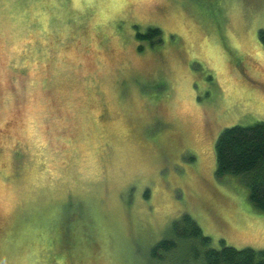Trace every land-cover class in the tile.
I'll use <instances>...</instances> for the list:
<instances>
[{
  "label": "rangeland",
  "instance_id": "rangeland-1",
  "mask_svg": "<svg viewBox=\"0 0 264 264\" xmlns=\"http://www.w3.org/2000/svg\"><path fill=\"white\" fill-rule=\"evenodd\" d=\"M261 29L264 0H0V264H185L151 253L185 213L264 248L215 150L264 121Z\"/></svg>",
  "mask_w": 264,
  "mask_h": 264
},
{
  "label": "trees",
  "instance_id": "trees-1",
  "mask_svg": "<svg viewBox=\"0 0 264 264\" xmlns=\"http://www.w3.org/2000/svg\"><path fill=\"white\" fill-rule=\"evenodd\" d=\"M160 34L161 29L154 27L146 34L138 33V37ZM259 38L264 45V29L259 30ZM215 150L217 176L234 174L242 177L249 189L251 204L264 213V121L226 127ZM172 232L153 246V258L166 260L182 246L187 248L182 258L185 264H264V248H237L224 241L220 248L214 247L211 237L188 213L173 222Z\"/></svg>",
  "mask_w": 264,
  "mask_h": 264
}]
</instances>
